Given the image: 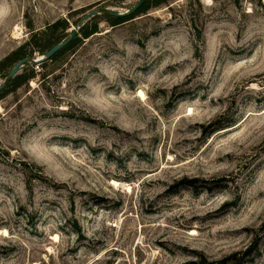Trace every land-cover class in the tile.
<instances>
[{
  "label": "rangeland",
  "instance_id": "obj_1",
  "mask_svg": "<svg viewBox=\"0 0 264 264\" xmlns=\"http://www.w3.org/2000/svg\"><path fill=\"white\" fill-rule=\"evenodd\" d=\"M137 2L0 0V264H264V0Z\"/></svg>",
  "mask_w": 264,
  "mask_h": 264
},
{
  "label": "water",
  "instance_id": "obj_2",
  "mask_svg": "<svg viewBox=\"0 0 264 264\" xmlns=\"http://www.w3.org/2000/svg\"><path fill=\"white\" fill-rule=\"evenodd\" d=\"M143 0H138L137 4L133 7L130 8L129 12H109V14L116 16V17H122L127 15L128 13L134 12L136 11L140 5L142 4ZM100 14V9H95L89 13H87L86 15H84L81 18V23L83 24L85 21L91 19L92 17L96 16ZM77 29H72L70 35L68 38H66L65 40L54 44L51 48H49L41 58H39L38 60H36L37 62H44L46 60H49L50 58H52L55 54H57L61 49H63L65 46H67L73 39V37L76 34ZM33 59L30 57H24L22 59H20L13 67L12 69L9 71V73L6 75L5 80L0 84V91L6 86L7 81L10 78H13L14 76L17 75V73L19 72V70L26 64L29 62H32Z\"/></svg>",
  "mask_w": 264,
  "mask_h": 264
},
{
  "label": "trees",
  "instance_id": "obj_3",
  "mask_svg": "<svg viewBox=\"0 0 264 264\" xmlns=\"http://www.w3.org/2000/svg\"><path fill=\"white\" fill-rule=\"evenodd\" d=\"M146 1H147V0H143V2H142V4L140 5V7H139L136 11L131 12L130 14H127V15L122 16V17H116V16H113V15H109V16H110L111 18L115 19L118 23H119V22H122V21H125V20H128V19H130V18L133 17V15L135 14V12H140V11H142L143 9L146 8ZM131 16H132V17H131ZM96 29H97V28L95 27L94 30H93L92 32H90L89 34H86V33H85V35H86V36H89V35L95 33V32H96ZM45 52H46V51H44V52H42V53L44 54Z\"/></svg>",
  "mask_w": 264,
  "mask_h": 264
}]
</instances>
